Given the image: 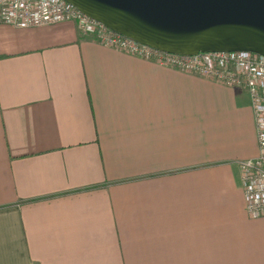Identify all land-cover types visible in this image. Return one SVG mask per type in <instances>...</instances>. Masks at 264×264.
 I'll list each match as a JSON object with an SVG mask.
<instances>
[{"label": "crops", "instance_id": "obj_1", "mask_svg": "<svg viewBox=\"0 0 264 264\" xmlns=\"http://www.w3.org/2000/svg\"><path fill=\"white\" fill-rule=\"evenodd\" d=\"M257 154L246 91L0 25V264H264Z\"/></svg>", "mask_w": 264, "mask_h": 264}, {"label": "water", "instance_id": "obj_2", "mask_svg": "<svg viewBox=\"0 0 264 264\" xmlns=\"http://www.w3.org/2000/svg\"><path fill=\"white\" fill-rule=\"evenodd\" d=\"M110 31L177 56L264 57V0H64Z\"/></svg>", "mask_w": 264, "mask_h": 264}, {"label": "built area", "instance_id": "obj_3", "mask_svg": "<svg viewBox=\"0 0 264 264\" xmlns=\"http://www.w3.org/2000/svg\"><path fill=\"white\" fill-rule=\"evenodd\" d=\"M66 22L74 23L82 35L91 36L104 47L246 91L258 154L238 163L244 211L250 219L264 218V57L246 52L167 54L110 31L64 0H0V25L28 29Z\"/></svg>", "mask_w": 264, "mask_h": 264}]
</instances>
